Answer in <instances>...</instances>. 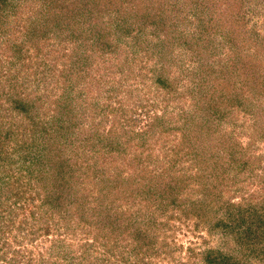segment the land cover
I'll use <instances>...</instances> for the list:
<instances>
[{"label":"trees","instance_id":"obj_1","mask_svg":"<svg viewBox=\"0 0 264 264\" xmlns=\"http://www.w3.org/2000/svg\"><path fill=\"white\" fill-rule=\"evenodd\" d=\"M10 1L0 0V10L17 5L9 6ZM52 1L53 11L41 22L44 29L46 25L49 28L39 31L35 23L26 24L24 40L9 46L12 52L7 62V70L17 65L20 72L21 68H31L29 59L38 55V64L45 68L38 72L37 64L26 70L23 78L29 83L36 79V84L32 83L42 92L21 95L15 80L5 86L0 82V229L14 222L12 216L25 212L17 224L21 230L29 225L23 234L27 242L40 237V241L51 243L40 250L41 262L31 259L27 253L31 249L25 252L18 247L13 248L6 264H40L45 260L43 252L51 264L178 263L176 253L181 245L172 231L171 239L166 235L175 219L191 217L196 226L202 225L209 233L214 229L228 234L235 248L234 253L212 247L195 253L192 249L191 256H198L203 264H255L249 260L264 258V197L233 202L221 194L234 180L230 172L248 167L251 154L245 150L256 140L250 137L264 129V110L258 114L251 106L253 101L264 102V70L241 67L230 71L227 64L214 68L215 64L208 62L211 50L221 45L216 37L218 27L211 26V21L218 24L231 8L241 11L247 0ZM123 1L128 10L120 9ZM10 11L6 10L7 23L14 17ZM181 21L195 24L193 32L179 28ZM77 29L78 34L89 33L78 43ZM118 29L124 30L125 36L131 35L143 51L141 76L149 80L148 87L153 84L155 94H161L158 101L163 107L177 97L183 79L180 73L172 72L173 68L189 77L195 74L194 64L203 68L207 85L195 81L191 86L198 98L192 101L189 112L179 110L162 123L163 108L162 114L158 113L155 101L147 107L143 93L138 92L133 110L101 101L99 118L94 115L92 122L82 124L84 115L72 106L73 97L68 92L90 71L88 49L101 45L110 51L109 41L115 39ZM49 31L55 44L69 41V48L63 47L59 54H52L51 49L43 51V41L39 40ZM21 50L25 51L23 56ZM59 57L62 60L57 69ZM181 57L191 60L184 69ZM51 61L55 63L48 65ZM210 68V73L205 71ZM235 72L239 82L230 93L227 84ZM11 73L14 79L17 74ZM55 73L61 90L54 101H49L55 108L51 115L42 110L50 90L39 87L38 82ZM98 92L105 99V91ZM211 94L222 102L211 100ZM223 97L230 105H224ZM135 105L144 109L137 110ZM150 108H155L152 113ZM234 110L252 117L255 132L244 143L219 128L220 121L232 119L229 115L233 116ZM104 122L108 126H103ZM26 130L29 134L21 141L18 137ZM82 130L85 133L81 134ZM242 132L240 129L239 136ZM260 158L255 154L252 159L256 162ZM250 170L256 172L255 167ZM260 177L263 180L264 173ZM216 205L225 209V215H217ZM212 213L216 220L211 222ZM6 231L1 230V239ZM22 256L26 260L19 263L17 258ZM0 257L7 258L3 254Z\"/></svg>","mask_w":264,"mask_h":264},{"label":"rangeland","instance_id":"obj_2","mask_svg":"<svg viewBox=\"0 0 264 264\" xmlns=\"http://www.w3.org/2000/svg\"><path fill=\"white\" fill-rule=\"evenodd\" d=\"M51 2V3H49ZM52 0H11L9 3V6L14 5L17 3V5L13 8L16 10H12L13 8H7L6 10L10 13H13V16L10 18V22L7 23L5 21V17L7 15L6 10H0V18L2 19V27H0V82L2 86L5 84H8L15 80L16 85H18L19 92L21 95L26 94H39L42 91H40L39 88L33 85L36 84V79H33L31 83L26 82L23 78V74L26 70L34 69L35 65L38 64V55L37 59L35 57H32L31 60L29 59V62L31 64V68L26 69L24 67L21 68L20 72L16 71V67L12 66L9 70H7V62L10 58V53L12 52L9 48L10 45H17L20 44L21 40H24V33L26 31V24L34 23L36 24V28L39 29V31L48 29L49 26L46 25L45 29L42 27V19L45 15L53 11L51 9ZM123 4L120 6V9H127L129 8V5L126 4L125 1L122 2ZM203 4V3H202ZM221 4V3H220ZM206 5V3H205ZM213 5V4H212ZM222 6V5H221ZM254 6V9H253ZM214 8L216 6H213ZM209 8H207L208 13ZM15 13V14H14ZM46 13V14H45ZM6 14V15H5ZM181 12H179V15ZM12 15V14H11ZM178 15V16H179ZM225 17V15L223 14ZM242 16V17H241ZM106 18H108V15H105ZM224 18H219L220 21H217L218 24L211 21V26L217 25V40L219 41L218 47L214 52L211 50V53L208 57L209 64H215L214 68L220 67L221 65H228V70H236L241 67L243 68H257L260 71L264 70V3H262L260 0H247L243 6L241 7V11L238 12V9L231 8V12L229 14H226V17L224 19L227 20L224 26L222 24ZM189 20V19H188ZM117 20H114L112 23L116 22ZM182 22V21H181ZM195 22V21H194ZM223 22V23H222ZM81 23H85L82 21ZM195 24L189 23V21H186L184 24L183 22L180 24L179 28H182L185 32H193ZM113 26V25H112ZM77 29V39L75 42H81V38L83 36H88L89 33L87 30L86 32H83L81 34H78ZM62 31H66L62 30ZM169 32H172V28H169ZM228 33V34H227ZM51 31L45 33L42 35L39 41H43V45L41 46V49L43 51L51 49L52 54L60 53L62 51V48L68 49L70 42L69 41H63L60 44H55L53 38L51 37ZM62 34V32L60 33ZM76 35V34H75ZM115 39H111L109 41L111 45L110 51H107L101 45H98L97 48L91 47L89 50V66L90 71L86 72L88 74L84 75L85 77L79 81L76 87L72 88L68 93L70 96L73 97L71 100L72 106L77 109V112L83 113L84 117L82 120V124L88 123L89 121L92 122V116L96 115L97 119L100 116L101 112V101H106L108 103H117V105H120V109L123 108H131L133 110V104L136 101L138 92L143 93V102H147L146 104L150 106L151 102L157 103V112L161 113L163 108L164 110V117L162 119V123L166 121V118L169 117H175L177 112L182 110L183 112H189L192 108V101L197 97L195 90L191 88L193 86L194 82L201 83V85L204 87L206 84L205 81H203L205 78H207L206 73L204 72L203 68H201L199 65L194 64L193 69L195 71L194 73H191L186 77L185 72L178 71L176 68H173V73H180L181 79V86L178 87V93L177 97L170 102V104L166 107H163L160 102L158 101L161 97V94H155L153 84H151L150 87H148L149 80L145 79L143 80L140 71H142V68H140L139 64L143 63L141 60V56L143 51L135 45V41L130 39L131 35H126L124 30L118 29L116 31V34L113 35ZM45 38H49L44 40ZM114 43L116 45H114ZM150 43H153V40L150 41ZM211 43V42H210ZM53 44V45H52ZM178 53V48H176ZM24 50L20 51V55H24ZM31 51L30 53H32ZM249 53V55H247ZM47 60V56H45ZM36 59V60H35ZM65 59V58H64ZM63 59V60H64ZM61 57L57 59V65L56 68L58 69L61 65ZM145 61V58L143 59ZM155 60V56L152 58V62ZM191 60L187 57H181L179 58V62L182 63L183 69L184 66H188L189 62ZM54 61H51L48 65L54 64ZM64 62V61H63ZM141 62V63H139ZM178 63V62H177ZM22 64V63H21ZM218 64V66H216ZM125 65V71L127 72L130 67L129 71V78L126 77V73L124 71ZM212 65V66H213ZM123 66L122 70L120 71V68ZM19 67H22L19 65ZM45 68L43 64L39 63L37 65L38 72H41V70ZM211 67V66H207ZM225 68V69H227ZM177 70V71H176ZM10 71V73H9ZM208 73H210L211 68L208 70H205ZM15 72L17 76L13 79L11 76ZM228 75H230V72H227ZM226 73V74H227ZM185 76V77H184ZM227 76V75H226ZM11 78V79H10ZM25 84H24V81ZM41 80V79H39ZM56 80V83L54 82ZM19 81H22V84H18ZM60 78H57V74L55 73L52 77L48 76L45 81H39V87H46L47 90H50V96L47 97V102L45 103L43 107L44 112H48L49 114L54 113V107L52 105H49V101L56 98V96L59 94L61 90L60 86ZM238 78L237 73L235 72L233 75V78L231 79L228 85V91H232L231 88H234V84H237ZM189 88V89H187ZM217 88H215L216 90ZM29 90V91H28ZM105 91V99L102 97L101 94H98V91ZM240 90V89H239ZM204 93H206V90H203ZM214 91V89H213ZM25 92V93H24ZM78 92H82L81 95H77ZM71 93V94H70ZM232 93V92H230ZM145 94V95H144ZM18 95V94H17ZM218 95V94H217ZM147 96L148 99L147 100ZM219 96V95H218ZM229 97V96H228ZM226 97V98H228ZM85 98V99H84ZM238 98H240V94L238 95ZM98 99L99 102L96 101ZM104 99V100H103ZM217 96L215 94H211V100H217ZM221 99V98H220ZM225 97L222 98L224 101ZM218 102H222L219 99ZM154 102V103H155ZM225 102V103H224ZM223 103L224 105H230V101L225 100ZM111 103V104H112ZM254 105L252 106V109H257V113L261 111V109L264 110V102H261L260 100L253 101ZM139 104V102H138ZM71 104L68 103V106ZM160 105V106H159ZM137 106V110L144 109L142 106ZM212 106V105H211ZM181 108V109H180ZM206 108V107H204ZM219 108V107H218ZM218 108L215 107V109L218 111ZM155 108H150L149 113H152ZM212 111V109H211ZM163 112V111H162ZM162 114V113H161ZM212 114V112H211ZM232 117L230 120H222L219 122V128L223 129L228 135V137L232 138L237 136V139L241 140L242 143L247 141V138L251 136L252 132H255L252 127V117L248 113H242L238 110H234V115H229ZM120 117H124V114H121ZM212 117V116H211ZM47 118H45L46 120ZM96 119V120H97ZM165 120V121H164ZM181 120H179L180 122ZM96 122V121H95ZM178 122V121H177ZM229 122V123H226ZM96 124V123H95ZM218 125V124H217ZM103 126H108V122H104ZM139 127V125H138ZM255 127H257L255 125ZM101 128V127H100ZM138 129V128H137ZM221 129V130H222ZM240 129H243L242 135L239 136ZM19 130V127H18ZM27 133L29 132L23 131L22 137L20 138L21 141H24L25 136H27ZM85 133L83 130L81 131V134ZM257 135L254 137H250L253 139H256L255 142L247 148L246 154L250 155L251 158L249 160V165L246 169H239V172L232 173L230 172V177L233 175L234 180L232 183L228 184L226 188H224L221 191V194L223 196V199L230 200L233 202H239L244 201V198L249 197L251 200H258L264 197V179L262 180L260 175L264 173V129L261 130V132L256 133ZM37 136V135H36ZM20 141V142H21ZM129 148V147H127ZM259 154L261 158L259 160H256V162H253L254 159L253 155ZM16 167V166H15ZM241 165L239 166V168ZM251 167L256 168V172L254 170H250ZM16 171V169H15ZM237 173V174H236ZM236 174V175H235ZM221 203V201H220ZM216 209L217 215H225V209L223 207H219V205L214 206ZM25 213V212H24ZM24 213L15 214V217L12 216L14 222L9 225V227H3L6 228L5 236H3V239L0 238V254H3L7 256V258H1L0 261L2 264H6L8 258L12 256L13 254V248H22L23 251L27 252L29 249L32 250V252H27L32 256V260L36 262H41V258L39 257L40 250L48 248L50 241H40V237L35 239L33 242H27V240L23 237V234H25L26 229L29 228L28 223L25 225H28L26 229L21 230L18 228V220ZM7 214V213H6ZM213 217L211 218V222L216 220L214 214L212 213ZM211 216V214H210ZM29 222V221H28ZM2 224V223H1ZM174 224L169 231V234L166 235V230L162 232L166 235V239H171L172 236L170 235V232H173V236H175V241L177 244L181 245V250H179L176 255L178 256L179 260L178 263L174 264H203L202 259L198 256H191L193 252H197L198 250L206 247H212L219 251L223 252H230L234 253L235 248L232 243L231 237L229 235H221V233L216 232V230L213 229L211 233H209L202 225L196 226L194 219L191 217L189 219H186L185 221L175 219ZM1 228V226H0ZM2 228V229H3ZM165 228V227H164ZM0 229V234L1 230ZM29 235V234H27ZM170 235V236H169ZM79 236V235H78ZM20 241V242H19ZM173 246L172 243L170 245ZM194 250L191 252V250ZM189 254V256H188ZM43 255L45 260L40 264H51V261H49L50 258H47L46 253L43 252ZM53 259V258H52ZM74 259V258H73ZM19 260V263L23 260H26V256H22L21 258H17ZM77 258L74 259V262H77ZM264 261V258H260L259 261L250 259L249 262H254L255 264H261ZM9 264V263H8ZM16 264V262H15Z\"/></svg>","mask_w":264,"mask_h":264}]
</instances>
